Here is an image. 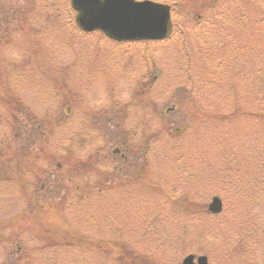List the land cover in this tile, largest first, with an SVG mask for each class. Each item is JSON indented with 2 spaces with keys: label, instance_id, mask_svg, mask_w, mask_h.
<instances>
[{
  "label": "rangeland",
  "instance_id": "374dc122",
  "mask_svg": "<svg viewBox=\"0 0 264 264\" xmlns=\"http://www.w3.org/2000/svg\"><path fill=\"white\" fill-rule=\"evenodd\" d=\"M42 1L47 4L51 2V0ZM153 1L169 6L174 2L182 5L179 7L180 15L176 16L175 12L178 10L176 8L174 10L172 20L177 17L175 19L177 23L174 21L176 25L174 35L161 45L143 43L117 45L100 39L96 34L82 36L73 32L64 20L59 29L60 25L55 21L45 19V16L48 17L46 10L41 11L44 14L41 17L34 4L31 8L33 14L29 18L24 17L20 22L17 11L23 12V4L25 6L26 0H0V30L5 27L9 31H14V38L17 40L27 29L29 21H32L34 24L32 31L42 32L38 35L46 44L45 49L41 50V57L51 58L48 62L61 69L60 77L63 78H59L66 84L64 94L53 99L46 89L43 92L39 91V94L43 95L37 96L24 88L22 80L12 82L14 90L19 94L30 93L20 97L24 99L31 114L23 112L13 129H1L0 149L9 147L17 152L19 134L27 138L30 130L31 139H37L35 140L37 142L41 135L46 136L50 131L51 125L46 122L52 120L53 116L63 124L48 135V149L54 153L53 147L58 146L61 152L56 154V162L52 160L50 164L46 159L39 162L36 158L40 154L39 149L42 145L39 147L37 144L36 150H32L33 153L29 157L20 158L16 162H11V166H7L9 176L30 178L31 172L37 178L38 176L43 178V181L38 182L40 192L38 203L33 204V210L22 212L24 208L17 188L10 190L4 200L0 199V264H103L97 256L100 247L94 243L89 242L87 248L82 246L70 248L72 240L81 242L78 236L80 234H86L91 238L99 236L98 226L95 228L91 221L83 220L82 215L87 212L84 208L88 206L90 208L88 212L96 210L93 217L95 222L98 219V210L109 218L110 227L107 228V233L113 235L106 236L115 248L106 247V250H109L106 253L111 255L107 264H128L129 261L123 259L122 253L147 255L152 264H181L185 255L176 252L174 255L162 254L158 243L153 242L150 235L147 236L144 231L147 220L151 217L149 213L156 209L160 211L163 208L162 204L166 202L163 198L168 186L166 182L182 178L181 168L185 164L189 165L198 179L218 178L216 187L210 186L211 188L206 190L203 188L206 192L202 193L201 202L204 204L198 206L196 210L207 208L211 198L220 194L217 188L221 183L220 179L226 175V163L218 161L217 153L222 148L226 150L231 134L234 138L230 141L234 144L235 139H238L236 143L241 145L235 144V149L241 152L244 148L241 139L247 141L246 134L249 132H261V129L254 127L252 119L245 114L239 115L233 122L218 123V128L212 125L205 127L202 122L200 124L196 122L199 121L197 115H200V119H204L202 112L214 113L217 117L229 116L228 113L233 111L235 104L239 108L243 106L242 112H251L259 108L258 99L262 95L252 94L246 88L253 84L250 74L255 67L264 68V0H216L213 5L212 0ZM218 14L230 17V19L226 17L218 19L221 22L219 26H224L220 39L214 37L218 32L213 24L209 26L208 22L211 21L206 23V28L202 25L203 18L211 19L212 16V19H215L213 21H216ZM193 15L198 16L201 21H196L197 18L190 19ZM185 17L190 18L186 21ZM66 19L70 24L73 21L71 15ZM38 20L47 21L45 28L41 29L35 24ZM24 24L25 27L21 29ZM54 24L56 26L53 27ZM53 29L60 32H55ZM207 29H214L212 31L214 34ZM183 31L188 35L186 57L192 56L188 69L184 68V51L178 38ZM203 42L209 43L207 52L210 55L207 58L203 51L205 49L200 47ZM224 43L228 51L225 56L221 54L224 50H220L224 48ZM11 44V42L7 44L10 51L7 52L6 57L8 60L9 57L20 58L22 53L11 49ZM222 58L226 61L221 63ZM202 64L205 70H202ZM230 64L232 70H228V75H218L219 71L224 72ZM4 73L6 69L0 67V78ZM216 81L220 84L225 83L226 94L223 91V94L218 92ZM209 82H215V87L213 88ZM145 91L146 98L142 97ZM187 94L192 96L191 103L189 106L184 104L182 106L181 103ZM230 94L233 99L228 101L225 97H229ZM87 111L91 112V116L85 120L84 126L79 118ZM189 112L192 115L189 116ZM205 122L209 123L210 119L207 118ZM114 123L119 127L114 128ZM80 126H83L84 130L81 129L78 135ZM120 126L122 135H119ZM86 127L94 131L90 132L92 138L87 134ZM194 127L198 130L195 131ZM99 128L103 129L101 131L104 140L98 133ZM167 132L168 136H173L171 141L170 139L168 141L176 146L175 149L161 147L164 146L161 142L167 139ZM122 137H127L130 142L138 146L137 154L133 159V162H136V167L133 169L134 176L140 174L144 165L145 183H154L160 189L137 188L136 200L135 196L132 197L133 193L130 194L131 197L129 196L131 190L126 191V196L121 195V199L128 200L129 197V200L132 199L127 203L124 202L123 206L125 205L126 208L119 210L118 214L115 203L117 196L113 191L119 189L121 192L124 185L129 186V178H126L124 172L122 176L118 174L115 176V164L111 160L112 153L120 149L119 138ZM87 142L92 143V146L86 151ZM71 143L75 145L79 143L84 150L80 149L82 152L69 159L68 166L64 158V149L68 150V145ZM101 145L106 148L103 154L107 161L104 167V172L108 170L107 178H88L87 182L84 181L85 179L77 178L72 183L55 170L56 164L62 163L60 169H64L66 166L72 167L77 162H85L86 158H90L89 153L92 154L91 152L103 148ZM74 146L70 148L73 149ZM5 151L10 150L5 149ZM185 154L189 158L179 159V156ZM35 162L38 165L33 169ZM94 165L97 167L96 164ZM189 174L191 175V172ZM30 181L34 182L33 179ZM76 186L79 188L77 191ZM101 189H103L101 193H98ZM78 191H82L85 196L80 197ZM181 192L186 191L178 190V197ZM86 196L90 199L86 198L88 205L85 206L81 202ZM183 196H186V193ZM190 196L194 198L196 194L192 193ZM260 198L261 202L255 207L245 208L244 212H234L233 216L238 217V221L233 226L230 222L232 213L225 207L223 215L215 220V225L222 221L228 223L230 229L226 232L225 239L218 238L217 244L205 245L208 247H203L199 251L202 253L210 250L214 253V257L216 252L219 256L224 250H230L235 241L234 236L249 234V238L244 241L236 239L234 245L237 242V245H240L239 249L247 252L250 250L257 263L262 264L264 237L258 234L259 240H253L258 231L262 232L257 225L264 221V192H260ZM65 199L67 202H74L76 208L73 206L72 210H64L65 205L61 206V203ZM26 205L27 202L25 209ZM164 208L165 211L170 210L165 205ZM135 209L142 211L137 214ZM102 226L105 227V224ZM118 233L121 234L120 240L117 239ZM132 238L134 242H130ZM141 238H145L147 242H142ZM36 247H42L39 254L34 251ZM260 255L262 259H257Z\"/></svg>",
  "mask_w": 264,
  "mask_h": 264
},
{
  "label": "trees",
  "instance_id": "16d2710c",
  "mask_svg": "<svg viewBox=\"0 0 264 264\" xmlns=\"http://www.w3.org/2000/svg\"><path fill=\"white\" fill-rule=\"evenodd\" d=\"M36 1V3H33ZM213 1V2H212ZM212 5L215 4L216 0H212ZM33 4L35 5V8L38 10L39 15L41 14L43 17L44 14L41 12L42 10H46L45 13L48 15V17L45 16V19H49L51 21H55L58 25L61 26L63 24V20L67 22L68 26L71 28L73 32L78 33L79 35L82 36H87L84 35L83 33L79 32L74 24H70L68 19L66 17H70L72 15V12L69 8L68 0H51L50 3H46L42 0H26L25 6L23 4L24 10L21 12L20 10L17 11L18 19L20 22H22L24 17L29 18L32 12V6ZM172 8L175 10H178L175 12L176 16L180 15L181 13L179 12L180 9L179 7L182 6L181 4H178L174 2V4L171 5ZM211 6H208V8ZM9 9V8H8ZM7 9V10H8ZM70 14V15H69ZM68 15V16H67ZM197 15V14H195ZM193 15V18L190 17H185L186 21L190 19H196V21H201L198 19V16L195 17ZM174 16V14H173ZM217 19L216 21H213L215 19H212V16L209 18H203L202 25L206 28V23H210L214 25V28L217 29L218 34H214L212 31L214 29H207L209 32L214 34V37L220 39V34H222V30L224 26H219L221 22L218 19H221L223 17H226V19H230L228 15L224 14H218L216 15ZM177 17L174 18V20ZM28 21V20H27ZM229 21V20H228ZM47 21H36L35 24L39 25L41 29L45 28ZM177 23V21L175 20ZM34 24L32 21H29L27 29H25V32H22L20 37L16 40L14 38V31H9V29H6L3 27L2 30H0V67H3L6 69V73L2 75V78H0V131L2 128L4 129H13L15 127V124L17 122V119L19 120L20 116L22 115L23 112H27L28 114H31L29 111V108L27 107L24 99L20 97V95H28V94H19L14 90V85L12 84L13 81L17 80H22L23 81V86L24 88L33 93L36 94L37 96L43 95L39 94L40 92H43L45 89L49 91L50 97H53V99H57L59 96L64 94V86H66L64 80H60V68L57 66H54L50 64L48 61L51 59L49 57H41L43 49H45V42L42 40V38L38 35V33L42 32H34L32 31V26ZM56 26L55 24L53 27ZM25 27V24L21 27L23 29ZM58 28V27H57ZM179 29V27H177ZM55 32H60L59 30L53 29ZM175 31H176V25H175ZM49 33V32H47ZM189 33V32H188ZM51 34V33H50ZM100 39H104V37L99 34L95 33ZM38 36V37H37ZM52 37V35H51ZM190 37V36H189ZM181 40V45L184 51V56H185V65L184 68L186 69L189 68L192 56H187L188 51H187V41H188V35L183 31L180 37H178ZM203 40V36H201ZM106 40V39H104ZM9 42H11V49L19 50L22 55L18 59H13L9 57H6V54L10 49L8 48L9 46L7 45ZM164 42H146L143 44H152V45H161ZM121 45H130V44H121ZM224 48L220 50H224V53L221 52V54L226 55L228 52L226 50V44H223ZM201 49H205L204 55L209 57V53L207 52V47H209L208 42H203L200 45ZM42 50V51H41ZM219 52V51H218ZM174 57V56H173ZM171 56V58H173ZM196 60H199L196 58ZM222 62H225V58H222ZM221 65V64H219ZM232 64H230V67H226L223 71H219L218 75L224 74L228 75V70H232L231 67ZM55 69V71L52 72V69ZM235 67H233L234 69ZM206 68L202 64V70H205ZM218 70V69H216ZM203 75L204 71H201ZM60 77V78H59ZM251 80L253 82L252 85H249L246 89L248 92H251L252 94L255 95H262L258 99L259 103V108H257L254 111L251 112H242L243 111V106L239 108L236 104L234 105L233 111L231 113H228L229 116H215L213 113H207L204 114L202 112V115H204V119H200L198 116L199 121H197V124H200L201 122L205 127H209L212 125L213 127H217L218 123H227V122H233L239 115L245 114L247 117H250L252 121L254 122V127H257L261 129V132L259 131H252L246 134L247 141H241L244 145V148L241 152L236 151V145L240 146V143H236L238 139H235V143L233 144L232 140L234 137L231 134V137L229 139V145L226 147V150L222 148V150L217 153V158L219 162L224 161L226 163V175L220 179V185H218L217 190L220 192V194H216L217 196L221 197V199L224 201L225 207L230 212L232 213V216L230 217V222L231 225L233 226L234 223L238 221V217H234L233 214L234 212L238 211H246L245 208H252L255 207L257 204L261 202L260 198V192H264V68H257L255 67V70H253L250 74ZM228 76H226V79ZM61 82V83H60ZM211 85H213V88L215 87V82H209ZM151 84V83H150ZM210 85V87H211ZM216 86L218 92L221 94L227 92L226 89H224L225 83H219L216 81ZM258 89V90H257ZM144 91V90H142ZM223 91V93H222ZM144 96L142 97H147L146 96V91L143 93ZM49 96V95H48ZM229 101L233 97L231 94L229 97H225ZM192 100L191 94H187L183 100L184 105L189 106ZM235 103V101H234ZM183 106V105H182ZM5 115V118H4ZM188 115H192L191 112L188 113ZM91 116V112L87 111L83 114V117L88 120ZM2 118V120H1ZM31 118H34V116H31ZM210 119V122H205L206 119ZM82 124L84 125L86 121L84 119H80ZM47 124H50V131L47 133L46 136H40L39 140L36 142L35 140L37 139H31V130L27 134L26 137H22V134H19L18 138L20 139L18 141V146H17V152L11 150L9 147L8 148H1L0 149V199L4 200L5 198L8 197V193H10V190H13L14 188H17L18 190V195L21 199L22 206L24 210L22 212L25 213V210H33V204L38 203V195L40 192V188L38 189V182L43 181V178H37L34 173H31L29 177L27 176L25 178H20L18 175L16 177L9 176L8 174V168L7 166H11V162H16L20 158H25L29 157L30 154H32V150H36L35 146L38 144L40 149L39 152L40 154L37 155V160L40 162L44 159L49 161L51 164V161L54 160L56 162V154L61 153L60 149L58 146L53 147L52 153L47 147L48 145V138H49V133L55 132V130H58V127L62 126V122L57 120L55 116L52 117V120L47 121ZM66 125V124H65ZM85 126V125H84ZM22 128V127H21ZM20 128V130H22ZM78 135L81 133V129L84 130L83 126L79 127ZM194 130L197 131L198 128L194 127ZM19 133H22L19 131ZM89 132H87L88 134ZM170 134V133H169ZM197 134V133H196ZM171 135V134H170ZM226 135V134H225ZM79 137V136H78ZM175 137V136H174ZM228 137V138H229ZM46 138V140H45ZM173 136H168L167 132V139L161 142V147L166 148H172L175 149V145H172L170 142ZM170 139V141H168ZM46 141V142H45ZM168 141V142H167ZM44 142V143H41ZM24 144V148H23ZM79 144V143H77ZM236 144V145H235ZM74 146L75 144L72 143ZM169 145V146H166ZM76 146V145H75ZM74 146V147H75ZM79 146V145H78ZM178 146V145H177ZM179 147V146H178ZM5 149L10 150L5 151ZM24 151L26 154L24 155ZM73 153L74 156L75 154L79 153V150L72 149V150H65L64 149V158L67 163V165L70 163L69 159H72L73 156L69 155L70 153ZM10 156V157H9ZM9 157V158H8ZM180 158H189L188 155H181L179 156ZM60 161V159H59ZM35 167H37L38 163H34ZM62 165V163H60ZM51 166V165H49ZM263 166V167H262ZM57 167V166H56ZM228 167L230 170H228ZM146 169V167H144ZM144 168H142L141 172L139 175L135 176L134 178H129V186L124 185L123 189L121 192L119 189H115L113 191V194H115L117 197L115 198V203H116V208L119 214V210H123L126 208L124 202H128L129 198L131 197L130 194H132V197L135 196L136 200V194H137V188H144V189H160L158 186L154 183L151 184H146L144 181L145 178L144 176ZM58 171L57 173H61L65 179L69 182H74V179L80 178V179H85L84 181L87 182L88 178H85L86 176V171L92 172L90 166L88 163L85 162H77V164L72 165V167L66 166L64 169L62 168L61 171L60 169H55ZM190 170V167L188 164H185L181 168V174L182 178L176 179V181L172 182H166L168 183L167 186V191L164 194V197L166 199L165 206L167 208H170L169 211H165L164 205L162 204V209L158 211L157 209L154 210L152 213H149V216H151L147 220V226H145L144 231L146 235H150V238L152 239L153 242L158 243L159 248L162 252V254H171L174 255V252L180 253L181 255H186L189 253H194V254H204L207 255L208 257L210 256V264H258L257 261L255 260L253 254L251 253L250 250L243 251L241 248L239 249L240 245H234V242L236 239L244 241L246 238H249V234L245 235L242 233L241 235L238 234V236L235 237V241L231 245L230 250H224L223 252L220 253L219 256H217V252L214 257V253L209 251H204L200 252L199 250L202 249L203 247H208L205 245H212L213 243L218 242V238H222L223 240L225 239L226 232L230 229L228 226V223L226 221H222L219 224L215 225V220L218 216H212L208 211L207 208H198V206H202L203 200L202 198V193H205L207 188L216 187V180L218 178H203V179H198L196 177V174H194V171L190 170L191 175L187 171ZM263 171V172H262ZM69 178V179H68ZM19 179V180H18ZM34 180L30 181V180ZM169 181V180H168ZM33 182V183H31ZM31 183V185H30ZM164 183V186L166 185ZM139 185V187L137 186ZM203 188L205 190H203ZM78 186H76V191L78 190ZM185 190L186 192H181L182 194L178 197L177 191L178 190ZM6 190V191H5ZM9 190V191H8ZM39 190V191H38ZM103 189H101L98 193H101ZM130 191L129 193V198L127 199H121L122 196H126L127 192ZM186 193V196H183ZM189 193V194H188ZM192 193H195L196 196L192 198L190 195ZM77 194H80V197L85 196L82 194V191H78ZM89 197H84L81 203H84V205H88V199ZM132 199V198H131ZM130 199V200H131ZM129 200V201H130ZM24 202V203H23ZM27 202L26 209H25V203ZM65 205L64 210H72L74 209L73 206L75 207L74 202L68 201L65 199V201H62L61 206ZM76 208V207H75ZM83 209V208H82ZM86 209V214L82 215L83 220L85 219L86 222L91 221L93 226L95 228L97 227L99 236L97 238H91L87 236L86 234H80L81 242H77L76 240H72L70 248L76 247V246H82V247H89L88 244L89 242L94 243L100 247V251L98 252L97 256L99 257L98 260H102L103 264H107L109 258L111 257L110 254H107L106 252H109V250H106V247L112 246L114 247V244L109 242L107 239L108 234L111 236L113 235L112 233L108 232L107 233V228L110 227L109 221H108V216H105L103 212L98 210L97 214V221L95 222L94 220V215L96 214V210H93L91 213L88 212L90 209L89 206ZM136 210V209H135ZM137 214H139L142 210H136ZM135 211V213H136ZM92 214V215H91ZM85 217V218H84ZM91 219V220H90ZM249 220V219H248ZM104 222V223H103ZM247 222V220H246ZM105 224V227H101V225ZM218 226V227H215ZM257 227H260L262 229V232L258 231L256 233V237H254L253 240H259L258 234L260 237H264V221L260 223V225H257ZM117 231V230H115ZM222 235V236H219ZM254 235V234H253ZM121 234L118 233L117 239L120 240ZM146 237V236H145ZM141 241L146 243L147 240L145 238H141ZM130 242H134L133 238L130 240ZM206 244H205V243ZM241 244V243H240ZM219 245V244H218ZM241 246H244L241 244ZM194 247V248H193ZM42 248V247H41ZM39 247L34 248V251L39 254L40 249ZM196 249V250H195ZM122 257L124 260H128V264H152V261L149 260V257L147 255H128L125 253H122ZM261 258L262 256L260 255L257 259ZM121 260V259H120ZM123 263V261L121 260ZM264 264V261L262 262Z\"/></svg>",
  "mask_w": 264,
  "mask_h": 264
},
{
  "label": "water",
  "instance_id": "95a60500",
  "mask_svg": "<svg viewBox=\"0 0 264 264\" xmlns=\"http://www.w3.org/2000/svg\"><path fill=\"white\" fill-rule=\"evenodd\" d=\"M76 12L75 23L83 32L98 31L115 42L161 41L172 31L170 7L135 0H70ZM209 211L218 214L222 203L212 199ZM182 264H208L205 256L185 257Z\"/></svg>",
  "mask_w": 264,
  "mask_h": 264
},
{
  "label": "flooded vegetation",
  "instance_id": "af4514ba",
  "mask_svg": "<svg viewBox=\"0 0 264 264\" xmlns=\"http://www.w3.org/2000/svg\"><path fill=\"white\" fill-rule=\"evenodd\" d=\"M118 124H113L114 128H117L119 126H117ZM121 128V126H120ZM119 128V131H120ZM100 129V128H99ZM101 130H103L101 128ZM120 133V132H119ZM103 135V131L100 132V136ZM124 142L120 141V149L123 148V150L120 149H116L112 154V162L115 164L114 166V170L115 172V176L118 174L119 176L123 175V172L126 174V178H134V167H136V162H133L134 157L136 156V149L133 148L131 146V144L127 143V139L124 138ZM23 148H24V144H23ZM104 149H106L105 147L103 148H99L98 150H96L95 152H93L92 154L89 153L90 158L87 159L86 158V162L89 161L90 166L92 167V172H88L86 171V176L85 178H93L94 176H98L100 178H106V172H104V167H106L107 165V161L104 158V154L103 151ZM91 151V150H88ZM26 154V152L24 151V155ZM69 155L74 156V154L71 152ZM92 158V159H91ZM131 158V159H130ZM25 159V158H23ZM91 160H93V162H91ZM109 162V161H108ZM111 163V162H110ZM98 166V170H95V165ZM118 178V177H117Z\"/></svg>",
  "mask_w": 264,
  "mask_h": 264
}]
</instances>
